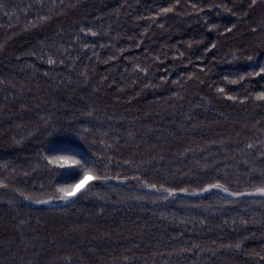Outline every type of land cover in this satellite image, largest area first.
Here are the masks:
<instances>
[{
    "label": "trees",
    "instance_id": "obj_1",
    "mask_svg": "<svg viewBox=\"0 0 264 264\" xmlns=\"http://www.w3.org/2000/svg\"><path fill=\"white\" fill-rule=\"evenodd\" d=\"M250 5L0 0V264H264V197L186 196L226 200L222 216L182 199L264 186V2ZM69 153L112 178L60 205L79 174L45 157ZM129 180L181 199L121 206Z\"/></svg>",
    "mask_w": 264,
    "mask_h": 264
},
{
    "label": "snow or ice",
    "instance_id": "obj_2",
    "mask_svg": "<svg viewBox=\"0 0 264 264\" xmlns=\"http://www.w3.org/2000/svg\"><path fill=\"white\" fill-rule=\"evenodd\" d=\"M264 2V0H262ZM257 3V0H251V5H255ZM165 12L172 11V9H164ZM231 31V29H229ZM95 35V33H92ZM215 47V45H213ZM48 63H54V61L49 60ZM264 73V69H261L260 72L255 73V75H261ZM249 75H252L249 73ZM243 79V77H241ZM231 83H235V81H231ZM219 92H223L224 89H218ZM228 99H234L231 96L227 97ZM257 100L264 101V92H261L258 96H256ZM249 148H252L253 145L249 144ZM82 154H56V155H51L50 157H45L47 160V164L51 165L55 168L61 169V170H68L72 173H78L79 174V179L76 180L74 183H69L65 186L58 187L56 189V195L53 197V200H58V201H63L65 203H68L70 201H73L77 198L79 195L76 192L77 187L84 183V181L88 178L91 177L93 181H99L100 183H106L109 179L112 177L103 174V173H98L97 169L94 166H90L92 164L91 161H89L86 157L80 158ZM0 186H6V185H0ZM96 187L95 184L92 185V187H87L85 186V189H81V192L83 193V196H86L89 192H91L94 188ZM152 188H155V185L151 186ZM211 188L219 189L222 190L223 192H227L229 195H249V196H261L264 197V186L258 187L254 192L250 193H233L229 192L228 188L224 187L222 184H213L210 185L209 188L204 189V191H209ZM157 191H160V189H156ZM169 191L170 195H173L170 190H165ZM187 191V190H184ZM83 196H80L82 199ZM28 199V197H26ZM53 200H38L35 201L36 203H41V204H49L52 203ZM241 223H247L246 221H241ZM236 247H239L237 244Z\"/></svg>",
    "mask_w": 264,
    "mask_h": 264
},
{
    "label": "rangeland",
    "instance_id": "obj_3",
    "mask_svg": "<svg viewBox=\"0 0 264 264\" xmlns=\"http://www.w3.org/2000/svg\"><path fill=\"white\" fill-rule=\"evenodd\" d=\"M180 147H182V146H180ZM91 179H92L91 177H88L84 181V183L80 184L77 187L76 192L78 194H80L81 189H85L86 185L88 187V184L90 183ZM128 182L130 184V186L127 185V187L129 189H127V192L123 191L124 196L121 195V197H119L120 199H119L118 203L121 206L133 205L134 203L140 202L141 199H143V201H146V200L149 201L148 198H150V197L156 198V199H154V201L166 200L168 198L176 199V200L181 199V197H176V194L170 195L168 191L163 192V191H165L164 189H160V191H157L155 188L146 187L145 185H143V183L136 181V180H129ZM211 189H214V192L204 191V190H202L201 192H198V191L197 192H195V191L183 192L186 194L182 198L183 200H185L183 203H186L187 207L191 208L192 206L188 202H190V197H192V196H210L213 199V201L216 202L218 196L227 195V193L223 192L222 190L215 189V188H211ZM144 191L150 192V194H147L148 196H144L146 194V193H144ZM254 191L255 190H253V192ZM186 196H190V197H186ZM231 196L239 197V195L238 196L231 195ZM240 196H243V195H240ZM259 197L261 198V196H259ZM11 198L14 199V198H18V197L16 196V194H13V195H11ZM186 201H188V202H186ZM246 202H249V200ZM59 203H65V202L60 201ZM180 205H181V203H180ZM200 205H199L200 209H197L198 207H192L188 211H185V212L181 211V212H183L185 215L187 214V215H191V216H197V214H201V215L204 214L207 216H217V215L222 216V215H224V213L228 212V208H227L228 203H226V200L223 202L215 203L211 207H208V208L204 205H202V206H200ZM192 210L195 211V213Z\"/></svg>",
    "mask_w": 264,
    "mask_h": 264
},
{
    "label": "water",
    "instance_id": "obj_4",
    "mask_svg": "<svg viewBox=\"0 0 264 264\" xmlns=\"http://www.w3.org/2000/svg\"><path fill=\"white\" fill-rule=\"evenodd\" d=\"M33 204L35 205H41V203H36V202H32ZM63 204V203H61ZM47 206H54L55 204L52 202V203H49V204H46Z\"/></svg>",
    "mask_w": 264,
    "mask_h": 264
}]
</instances>
